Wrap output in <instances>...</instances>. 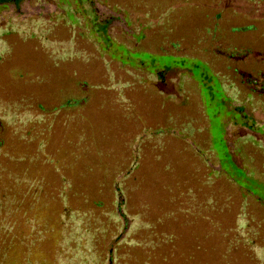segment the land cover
<instances>
[{
  "label": "rangeland",
  "instance_id": "rangeland-1",
  "mask_svg": "<svg viewBox=\"0 0 264 264\" xmlns=\"http://www.w3.org/2000/svg\"><path fill=\"white\" fill-rule=\"evenodd\" d=\"M94 16L107 23L102 36ZM262 82L264 3L0 5V104L57 108L42 141L73 181L71 205L106 207L120 186L126 218L113 264H264ZM23 169L50 178L54 167L30 161ZM53 190L22 202L28 223L16 217L15 234L0 235V264H56ZM3 191L23 198L18 187Z\"/></svg>",
  "mask_w": 264,
  "mask_h": 264
},
{
  "label": "trees",
  "instance_id": "trees-1",
  "mask_svg": "<svg viewBox=\"0 0 264 264\" xmlns=\"http://www.w3.org/2000/svg\"><path fill=\"white\" fill-rule=\"evenodd\" d=\"M20 1L22 0H0V5L8 3L15 5ZM76 1L79 3L82 0ZM251 1L264 3V0ZM91 26L95 33L102 36L107 23L98 21L94 16L91 19ZM28 30L26 29L24 33H29ZM2 32L12 31L2 29ZM30 36L38 37L35 33H31ZM104 39L107 38L104 36ZM259 86L262 90L264 89L263 82ZM74 104L76 102L73 100L66 101L60 107ZM56 110L57 108H53L49 112L40 106L15 108V106L0 104V187H18L23 197L16 201L14 196L7 192L3 191L0 194V235L13 236L15 234L14 232L19 225L16 222V217L25 222L28 221L26 210L21 209L22 202L26 201L28 195L38 193L42 187H54L53 195L59 202L58 219L61 226V239L59 249L56 251V264H76L77 262L91 264L93 261L97 264H113L115 261L113 256L116 247L120 246V236L123 234V224L121 229H117V224L118 222L125 223L124 219L126 218L124 211H122L123 202L120 197V189H118L120 186L116 183L113 184V198L103 208L97 203L92 208L83 209L71 205L65 199L66 187L75 186L68 175L58 169L55 160L46 157L44 153L46 145L42 141L43 136L53 127L54 120L51 119L50 113H55ZM9 137L15 138L21 143L22 147L25 148L23 152L12 150ZM30 161L54 167L53 175L50 178L30 175L23 169ZM133 162L134 159L130 164ZM108 225L110 230L106 233L105 226ZM31 226L32 231L39 234V227ZM96 234H100L102 245L99 249H92L91 243H94V239L98 238L95 236ZM125 238L127 239L128 236Z\"/></svg>",
  "mask_w": 264,
  "mask_h": 264
}]
</instances>
